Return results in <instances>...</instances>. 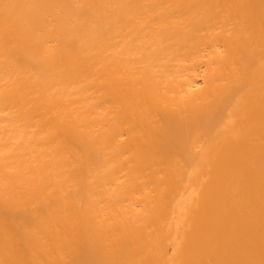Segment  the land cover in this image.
<instances>
[{"label":"bare ground","instance_id":"1","mask_svg":"<svg viewBox=\"0 0 264 264\" xmlns=\"http://www.w3.org/2000/svg\"><path fill=\"white\" fill-rule=\"evenodd\" d=\"M0 264H264V0H0Z\"/></svg>","mask_w":264,"mask_h":264}]
</instances>
